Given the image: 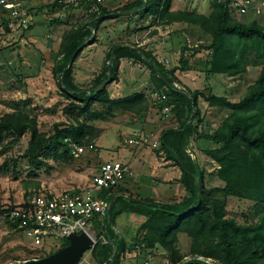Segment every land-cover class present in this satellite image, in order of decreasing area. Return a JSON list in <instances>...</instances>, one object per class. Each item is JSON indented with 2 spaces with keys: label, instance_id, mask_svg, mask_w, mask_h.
<instances>
[{
  "label": "rangeland",
  "instance_id": "rangeland-1",
  "mask_svg": "<svg viewBox=\"0 0 264 264\" xmlns=\"http://www.w3.org/2000/svg\"><path fill=\"white\" fill-rule=\"evenodd\" d=\"M130 1L106 0V3L102 2V7L107 4L111 8L114 7L115 9L111 10L114 11ZM55 2L56 0H0V120L6 114L25 113L36 120L38 130L46 136L53 134L56 125H59L60 129L75 124L63 113L64 107L75 102L62 95V89L52 75V69L59 58V46L63 38L69 32L80 28L86 32L89 28L86 25L89 16L93 15L81 5L55 6ZM181 3L186 6L187 13L199 14L206 18L212 11V0H181ZM11 5L15 7L12 8ZM232 17L240 22L250 21V18L234 14ZM20 20H25V26ZM120 20H125L126 26L130 25L134 29L129 31H125V28L120 29L119 23L117 24ZM152 22V18L148 16L142 18L131 16L128 19L107 22L106 26L99 29V33L98 29L90 28L89 40L94 38L95 42L84 47L89 41L87 40L80 55L68 64L71 67L73 84L80 90H88L96 84L97 79L108 76L107 67H110V60L108 61L107 56L112 52V46L125 44L137 46L141 39L137 36L132 37V33L140 32L143 34L141 38H153L158 31L152 28L155 26V22L154 24ZM257 22L264 26V17L258 18ZM163 27L160 29L165 32L166 29ZM171 34L169 35L171 38L166 34L156 36V39L165 37L167 42L177 33ZM186 35V41L179 39L178 36L174 38L176 42L170 44L165 54V57L173 62L169 61L168 65L164 63L167 69L178 67L181 64V49L186 48L184 57L187 58L185 63L187 75L182 76L181 72L179 75L186 77L187 87L181 83L178 85L180 90L184 88L199 90L207 95L212 93L225 97L231 103L239 102L264 68V58H258L254 53H246L245 73L208 75L206 70L212 52L202 46L210 43L211 35L197 24H187ZM133 64L139 65L137 72L128 73L121 79L122 97L133 92L146 91L152 114L166 121L164 123L166 129L178 128L181 121L177 120L175 110L177 114L180 112V115L183 114L182 111L169 105L170 110L163 112L162 106L167 99L165 90L159 91L156 88L150 72L143 63L136 61ZM81 69L85 70V76L77 78V71ZM154 93L165 95L166 99L159 101L154 97ZM198 108L200 122L196 119L193 123L197 134H212L231 116L229 110L209 107L202 99L198 101ZM90 112L91 114L82 116H77L76 112H73L78 120L89 128L87 137L80 145L83 153L77 158L70 154L69 149L67 156L62 157L64 149L59 147L57 156L47 150L37 159H30L24 156L30 134L27 132L20 139H16L10 133H4L0 142V210L27 204L34 194H52L87 188L102 162H120L121 151L118 153L120 150L118 147L125 145L123 138L127 136H121L116 126L120 120L126 118L118 117L117 109L102 104H93ZM191 138L189 147L191 151L187 154L193 162L200 164L204 187L207 189L223 187L224 183L217 177L219 166L205 154V151L216 149L219 145L200 139L196 135ZM191 153L199 154L202 159L198 161ZM143 169V174L148 176L151 165L147 162ZM139 187L141 195H148L151 187L149 178L147 181L141 180ZM213 197L225 200L226 215L237 223L258 222L260 215L254 202L231 196L224 197L220 193L213 194ZM162 198L167 199L166 196ZM98 234L92 224L90 235L95 244L106 243L105 236ZM132 235L134 236L129 234L125 238L126 246L122 254L127 264H143L147 258L153 264H173L172 259L162 248L151 249L148 252L149 257L144 253H138L135 245L140 241L137 236L132 238ZM175 247L179 257L189 255L191 239L186 234L179 233ZM60 248L61 242L58 239L47 240L41 248L36 247L23 228L0 219V264H20L23 261L43 258ZM91 251L83 254L79 264H96L91 257Z\"/></svg>",
  "mask_w": 264,
  "mask_h": 264
},
{
  "label": "trees",
  "instance_id": "trees-1",
  "mask_svg": "<svg viewBox=\"0 0 264 264\" xmlns=\"http://www.w3.org/2000/svg\"><path fill=\"white\" fill-rule=\"evenodd\" d=\"M143 1L145 4L140 0H132L114 11L101 7L98 14L89 16L86 24L89 28L86 32L80 28L69 32L63 38L52 75L58 81L62 95L75 102L63 108V113L75 122L74 125L60 129L59 125H56L53 134L46 136L38 130L36 120L27 114H6L0 120V142L4 133H10L20 139L28 132L30 138L25 157L34 160L47 150L57 156L59 147L64 149L62 157H65L68 152L66 139L80 146L87 137L89 128L81 123L77 116L91 114L93 104L106 105L135 115L147 111L149 104L143 94L134 93L124 98L110 99L106 87L94 91L106 80L107 75L97 79L96 84L88 90H80L73 84L71 67L68 66L71 58L74 56L75 61L84 47L95 42L94 38L89 40L90 28L97 30L105 20L118 18L110 16L112 13L138 12L140 17L150 16L156 26L183 21L189 25H200L211 35L210 43L202 46L212 52L206 70L208 75L245 73L246 53H254L258 58H264V26L258 24L257 19L248 22L235 20L229 9L217 0H212V11L207 18L194 13H171L172 0ZM54 4L61 5L58 2ZM98 17L101 18L97 19ZM87 40L88 43L82 48ZM114 49L115 58L111 67H107V71L111 68L112 82L118 80L122 58L139 61L149 70L156 88L159 91L165 90L167 99L162 107L170 105L182 111L183 114L180 115V112L177 114L175 110L177 120L181 121L179 127L169 128L161 133L158 151H163L176 165L181 166L180 182L189 197L179 203H160L148 199L115 197L108 195L111 190L102 191L100 196L111 204V208L104 218H95L93 224L98 235L105 236L106 243L95 244L91 251L92 259L99 264L120 263L126 243L116 235L114 223L122 213H136L145 217L144 223L136 233L140 241L136 245L144 244L148 250L162 248L173 263L183 258L179 257L175 245L178 234L184 233L191 239L189 255L212 258L220 264H264V68L257 80L249 86L246 95L239 102L231 103L225 97L212 93L207 95L199 90H178L174 87V83L181 85L175 72L187 70L184 57L186 48L181 49V64L171 69L160 63L152 52L134 45H114L111 51ZM107 58L109 61L111 52ZM64 70L66 71L63 74ZM199 99L209 107L223 108L231 112V116L222 126L210 135L197 134L193 125L196 119L200 122ZM73 112H76L77 116ZM181 118L185 120L182 121ZM193 135L219 145L216 149L205 151V154L219 166L217 177L224 183L223 187H204L203 174L186 154V148ZM195 179L199 180V188L195 185ZM215 193L254 202L260 215L258 222L239 224L229 218L226 215L225 200L214 198ZM13 224L18 226V222ZM109 240L113 241L117 250L112 259ZM67 244L68 241L63 240L61 247ZM186 264L203 263L191 261Z\"/></svg>",
  "mask_w": 264,
  "mask_h": 264
},
{
  "label": "built area",
  "instance_id": "built-area-1",
  "mask_svg": "<svg viewBox=\"0 0 264 264\" xmlns=\"http://www.w3.org/2000/svg\"><path fill=\"white\" fill-rule=\"evenodd\" d=\"M237 16L250 20L264 17V0H217ZM59 4L81 5L90 14H98L99 6L104 0H56ZM12 8L15 6L11 5ZM17 13V11L15 10ZM25 26V20H20ZM166 64V62H165ZM174 87L180 90L178 84ZM159 101L165 100V95L154 93ZM170 106H165L163 112H168ZM70 154L77 158L83 153V148L66 139ZM124 144L133 147H150L159 149L158 140L151 141L150 134L137 131L124 139ZM130 174V169L120 162H103L92 177L91 184L84 189L62 191L52 194H34L27 204L14 208L1 209L0 219L17 223L23 228L36 247H42L45 241L58 239L61 244L71 234L86 233L90 235L95 218L102 219L108 213L109 204L100 196L105 190L117 188ZM138 253L148 256L150 250L144 244L136 245ZM149 257V256H148ZM191 261L203 264H220L218 261L201 255H186L173 264H186ZM143 264H153L149 258Z\"/></svg>",
  "mask_w": 264,
  "mask_h": 264
},
{
  "label": "crops",
  "instance_id": "crops-1",
  "mask_svg": "<svg viewBox=\"0 0 264 264\" xmlns=\"http://www.w3.org/2000/svg\"><path fill=\"white\" fill-rule=\"evenodd\" d=\"M104 1L106 3V0ZM180 2L181 0H172L171 7H170L171 13H177V12L187 13V9H185L186 6L184 5V3L180 4ZM101 7L102 5L99 8L101 9ZM103 8H106L109 11L115 9L114 7L112 8L109 7L107 4H105ZM131 16L140 17L138 12H129L126 16H119L118 18L112 19V20L107 19L99 26L97 31L99 33L100 32L99 29L101 27L106 26L107 22L112 23L115 20H118L121 18L128 19ZM117 24L119 25L120 29L125 28V31L126 30L129 31V29L130 30L134 29L130 25L126 26L125 20H120L119 22H117ZM162 26H164L163 28L166 29L165 32H162V29H160L162 28ZM152 28L158 31L157 34L153 33L155 35L153 38L151 37L152 39L151 38H141L143 34H141L140 32L132 33V37L137 36L141 39V41L138 42V45L136 47L152 52L153 55L157 58V60L160 63L164 65V63L166 62V64L168 65L169 61L171 60H168L165 57V54L169 50L170 44L174 43L177 36L179 39H182L183 41L187 40L185 38L187 36L186 35L187 34V22L183 21V22H172V23H165V24L163 23L159 26L155 25ZM171 33H177V34H173L172 39H170L167 42L165 40V37L163 39H158V40L156 39V36L161 37L166 34L169 37ZM171 36L169 38H171ZM124 46H128V45L125 44ZM186 59L187 58H185V60ZM133 62H136V61H134L133 59H128V58H122L120 60L118 80L113 82L107 87V93L110 99L124 98L121 95L122 90L120 89L121 79L123 76L127 75L128 73L133 74V72H137V67L139 65L133 64ZM174 67H177V66H174ZM81 70L77 71V78L85 76L84 75L85 70L83 69ZM87 71H90V70H87ZM180 72L182 73V76H185L187 75V71L177 70L175 72V76L177 77V79L183 85L187 87V79L185 80L186 77L180 76L179 75ZM134 93L143 94L147 98V100L149 99L148 96H146L145 94L146 91L133 92L132 94ZM127 96H130V95H127ZM116 113L118 117L121 116L123 118H126V120H123V121L120 120L116 126L118 128V131L121 132L120 133L121 136L122 135L129 136L137 131L142 130L150 134L151 141L158 140L160 142L161 133L167 128V126L164 125L166 121L163 118L162 119L156 118L152 114L151 107H148L147 111L141 113L140 115H135L133 113L122 111L119 109H117ZM191 139L189 140L186 154L191 151L189 148L191 146V142H190ZM118 149H120L118 153H120L121 151V153L119 154L120 155L119 161L122 162L127 167H129L130 174L118 186V189L115 188L109 191L108 195H114L115 197H122V198L130 197L134 200L148 199V200H153L154 202H160V203H179L189 197V193L187 192L183 184L180 182V179L182 176L181 166L176 165L175 162L172 159H169L163 151H158V149L156 150L151 149L150 147L133 148L127 145H121L120 147H118ZM192 155L195 156V158H198V161L202 159V157L199 154L198 155L192 154ZM147 162L151 165V170L149 171L148 176L146 174H143L144 172L143 168ZM194 163L198 166L199 171L203 174L202 169L200 168V164H198L196 161H194ZM135 173L137 174L135 175ZM133 176H135V178H133ZM148 178L151 181V187H150L149 193L148 195H141L139 183L141 180L147 181ZM163 196H166L167 199H163L162 198ZM144 221H145V217L142 215H139L136 213H122L115 220V223H116L115 233L116 235H118L120 239H123L124 241H126L125 238L129 234H134V236L133 235L131 236L132 238H134L135 236H137L136 233H137L138 228L144 223ZM96 264H99V263H96ZM119 264H127V260H124L121 256V261Z\"/></svg>",
  "mask_w": 264,
  "mask_h": 264
},
{
  "label": "water",
  "instance_id": "water-1",
  "mask_svg": "<svg viewBox=\"0 0 264 264\" xmlns=\"http://www.w3.org/2000/svg\"><path fill=\"white\" fill-rule=\"evenodd\" d=\"M142 4H145L143 0H140ZM128 12L126 11H120L116 13L110 14V16H124L127 15ZM101 17H98L97 19H100ZM115 58V49L111 52V58H110V67L112 65V62ZM74 56L71 58L70 63L73 62ZM66 70L63 71V74ZM112 82V73L111 68H109L108 76L106 80H104L101 84H99L94 91H99L102 88H105L108 84ZM195 185L197 188H199V180L195 179ZM111 208V204L109 205L108 212ZM68 244L56 252L35 260H27L23 261L20 264H79L82 261V256L86 251H90L93 249L95 245V241L86 233H80V234H71L67 237ZM109 246L112 247V259L116 255V248L114 246V243L112 240H109L108 242Z\"/></svg>",
  "mask_w": 264,
  "mask_h": 264
},
{
  "label": "bare ground",
  "instance_id": "bare-ground-1",
  "mask_svg": "<svg viewBox=\"0 0 264 264\" xmlns=\"http://www.w3.org/2000/svg\"><path fill=\"white\" fill-rule=\"evenodd\" d=\"M89 235V234H88ZM91 237V235H89ZM92 238V237H91Z\"/></svg>",
  "mask_w": 264,
  "mask_h": 264
}]
</instances>
